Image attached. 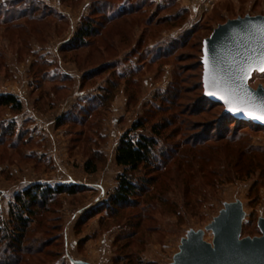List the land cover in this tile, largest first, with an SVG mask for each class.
Listing matches in <instances>:
<instances>
[{"label": "rangeland", "instance_id": "374dc122", "mask_svg": "<svg viewBox=\"0 0 264 264\" xmlns=\"http://www.w3.org/2000/svg\"><path fill=\"white\" fill-rule=\"evenodd\" d=\"M98 1L0 0V94L23 104L20 111L0 107V216L8 219L15 194L34 183L79 187L35 216L31 240L47 245L28 263L70 264V255L91 264H130L129 257L170 264L189 230L212 242L207 225L236 200L246 213L242 237L261 235L264 130L244 129L242 147L250 151L241 155L242 142L216 137L219 110L199 111L196 102L203 40L228 19L264 14V0H110L128 14L76 47L75 32ZM173 82L179 95L170 99L164 93ZM249 84L264 87V72ZM138 120L144 127L134 137L167 125L160 145L169 156L158 173L129 172L155 181L136 206L113 210L105 204L124 172L116 149ZM89 159L94 172L86 171ZM248 168L255 171L237 177Z\"/></svg>", "mask_w": 264, "mask_h": 264}, {"label": "trees", "instance_id": "16d2710c", "mask_svg": "<svg viewBox=\"0 0 264 264\" xmlns=\"http://www.w3.org/2000/svg\"><path fill=\"white\" fill-rule=\"evenodd\" d=\"M115 8L116 12L114 11ZM120 8H122V10H119ZM109 9H112L111 12L114 13L113 17L107 16V12L110 11ZM139 9L140 7L137 6L136 8H131L130 12L133 13ZM90 11L91 14L83 18L73 37V41H76V47L89 46L96 37L102 36V29L103 27L106 28L109 21H114L120 16L127 15L128 13L126 14V11L129 10L121 6L114 7V5L110 3V0H99L98 2L92 3ZM94 15H99L102 20L96 19ZM105 15L107 18H105ZM164 94H168V98L171 97L174 99L178 97L179 94L176 91V82L170 84ZM196 104L198 105L196 109L199 111H208L211 109L219 110V113L214 116V124L217 125L218 128L216 137H218V140L225 139L226 142L230 144L236 141L242 142V144L239 145V148H241V150H239L241 151V155L245 153V149L246 151H250V148L248 149L244 146V149L242 147L248 138V130L244 129L253 131L264 130L263 125L256 124L252 121L237 119L232 114L226 113L224 105L206 96L203 87L200 99ZM1 106H8L13 110L20 111L23 104L16 94L1 93L0 107ZM231 124L232 126H230ZM142 127H144L143 121H136L122 136L116 149V163L124 167V172L119 175L118 185L105 204L113 210L136 206L141 196L144 195L145 191L150 187L149 185L153 184L155 181L154 176H149L139 182L135 180L129 172L137 171L141 167H144L152 172L158 173L161 170L159 163L164 160V157L169 156L166 155L169 153V150H166L160 145L162 132L167 125L164 123L154 124L150 135L139 134L137 137H134L131 134L133 131H137ZM226 130L227 132H231L229 136ZM204 135L207 134L205 133ZM197 144L200 145L201 142ZM252 163L255 162L252 161ZM258 164L256 163V167ZM85 168L86 171L94 172L96 167L93 164V160H87ZM254 171L255 170L251 168H248L245 172L243 170H238L237 177H249ZM78 189L79 187L75 184H58L56 186H51L38 182L17 192L13 201L10 203L8 219H4L0 216V263L29 264V257L42 253L45 245H47L46 240L42 241L38 238L31 240L30 237L35 216L47 207L57 195L62 193L73 194L77 192ZM136 225L138 226L139 222H137L135 226ZM67 256L70 264H72L69 258L70 255ZM137 260L138 258L133 260L132 257H129L130 264H140V261Z\"/></svg>", "mask_w": 264, "mask_h": 264}, {"label": "water", "instance_id": "95a60500", "mask_svg": "<svg viewBox=\"0 0 264 264\" xmlns=\"http://www.w3.org/2000/svg\"><path fill=\"white\" fill-rule=\"evenodd\" d=\"M202 64L205 95L235 118L264 126V121L234 111L264 104V87L249 84L253 73L264 67V14L237 16L215 27L203 40ZM211 92L215 95L206 94ZM245 216L240 200L225 202L206 227L212 242L204 239L203 230H189L170 264H264V217L258 220L261 235L242 237ZM69 258L72 264H91Z\"/></svg>", "mask_w": 264, "mask_h": 264}, {"label": "snow or ice", "instance_id": "6c2138e0", "mask_svg": "<svg viewBox=\"0 0 264 264\" xmlns=\"http://www.w3.org/2000/svg\"><path fill=\"white\" fill-rule=\"evenodd\" d=\"M261 72H264V67H260L259 69ZM209 95H215L214 92L211 93H206ZM229 111H233L232 108H229ZM236 114H244L246 116H249L253 119L259 120V121H264V104H261L258 108L251 110V111H245L243 108H236L234 109Z\"/></svg>", "mask_w": 264, "mask_h": 264}]
</instances>
